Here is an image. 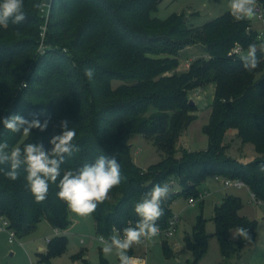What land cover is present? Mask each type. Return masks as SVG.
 I'll use <instances>...</instances> for the list:
<instances>
[{
	"label": "trees",
	"instance_id": "16d2710c",
	"mask_svg": "<svg viewBox=\"0 0 264 264\" xmlns=\"http://www.w3.org/2000/svg\"><path fill=\"white\" fill-rule=\"evenodd\" d=\"M46 1L24 0L26 19L0 27V119L19 114L27 120L47 119L48 127L26 136L0 123V142L6 141L9 150L34 143L50 151V139L62 132L60 122L66 120L76 131L73 143L80 150L65 156L60 176L49 182L42 202L27 187L23 166L15 181L0 171V219H8L18 237L43 220L55 229H68L70 208L57 197L59 181L65 172H75L101 155L115 158L122 175L121 184L92 213L99 234L107 239L116 229L123 234L124 228L135 226L140 218L134 206L156 184L170 188L156 222L160 230L169 226L173 203L182 196L197 198L210 176L241 179L264 202V41L251 20H236L230 10L200 27L183 13L161 20L153 12L162 0H50L47 17L41 13ZM259 1L264 8V0ZM250 44L257 46L259 60L253 71L234 52L241 46L246 54ZM192 45L207 56L180 70V52ZM87 68L94 70L92 80L84 74ZM115 81L121 84L114 87ZM210 83L216 91L210 121L203 127L209 146L178 148L198 118L191 94ZM229 132L236 133L234 142L242 149L253 144L258 156L245 162L230 154ZM135 134L155 144L162 156L158 163L147 169L136 165L129 143ZM0 169L7 171L10 165L0 164ZM171 183L179 190L171 189ZM242 206L240 197L228 195L215 208V235L226 259L257 237L258 223L240 215ZM204 225L201 218L189 240L196 261L208 250ZM238 227L248 229L251 242L239 237L233 241L230 231ZM66 246V236L58 235L48 255L40 254L41 261L63 253Z\"/></svg>",
	"mask_w": 264,
	"mask_h": 264
},
{
	"label": "rangeland",
	"instance_id": "374dc122",
	"mask_svg": "<svg viewBox=\"0 0 264 264\" xmlns=\"http://www.w3.org/2000/svg\"><path fill=\"white\" fill-rule=\"evenodd\" d=\"M49 10L48 5L47 13ZM228 10H230V0H162L153 15L161 20H166L174 14L183 13L190 24L200 27ZM250 20L252 26L261 36L264 32V24L256 16ZM198 52L199 55L205 54L201 48ZM190 54L194 53L182 57L180 55V70L187 69L191 64L192 61L188 59ZM120 84V82L115 81L114 87ZM191 98L198 105L196 112L198 118L180 138L178 148L207 149L209 138L204 133L203 127L210 121L211 107L209 105L213 101L214 95L209 97L203 93V90L198 89L192 92ZM232 133L229 132L226 137V142L233 144L229 153L235 157L242 156L241 158L245 162L253 160L255 154L257 155L254 145L246 144L242 149L239 147L240 143L234 142L235 136ZM129 143L134 162L142 169H147L162 159L161 152L158 151L155 144L141 134L133 135ZM243 150L244 154L242 153ZM170 187L173 190L174 188L179 190L176 183H171ZM240 193L242 195H238ZM231 194L240 197L242 200L243 206L239 211L240 215L256 220L258 228L257 237L253 242L246 244L239 253L226 259L221 253L220 243L215 235L216 225L213 216L216 206L222 202L223 198ZM196 199V203L191 205L188 198L179 197L172 205L173 214L180 217L176 233L167 237L165 232L161 231L157 236L147 239L144 243L133 244L130 248L132 250L131 257L141 259V264H264L263 201L256 200L246 187L226 186L224 178L217 179L216 176L208 177L200 186V194ZM201 218L205 222V231L208 235V250L200 260L196 261L194 252L189 246V240H193L194 226ZM70 219L69 228L65 231L60 230V234L67 238L66 249L63 253L50 257L49 261H41L40 254L48 255L49 249L58 234L47 220L41 221L34 231L23 237H18L11 244L9 243V233L0 231L4 232L5 235L4 238L0 239V264H103L104 262L120 264L115 249L111 254H105L102 251L104 244L100 237L104 236L99 234L92 214L80 216L70 209ZM3 222L2 220L1 224ZM236 229L232 228L230 231V236L234 242L238 241V237L233 238L232 234ZM105 238L107 240V237ZM80 253H84V255L76 256Z\"/></svg>",
	"mask_w": 264,
	"mask_h": 264
},
{
	"label": "clouds",
	"instance_id": "9594fccd",
	"mask_svg": "<svg viewBox=\"0 0 264 264\" xmlns=\"http://www.w3.org/2000/svg\"><path fill=\"white\" fill-rule=\"evenodd\" d=\"M257 0H230L231 15L236 20L252 19L256 15ZM34 7H41L35 4ZM26 19L24 0H0V27H7L9 21L14 24L22 23ZM243 67L253 71L259 66L257 46L250 44L247 53L240 55ZM85 76L92 80L94 70L85 69ZM48 120L41 122L38 118L27 120L16 114L0 119L3 127L10 132L28 136L32 129L41 132L48 127ZM62 132L53 135L49 143L51 150L46 151L42 144L27 143L23 148L15 147L9 150V144L0 142V164H9L10 169L4 171L7 179L15 181L19 178L18 169L22 166L27 172V187L34 195L36 201L42 202L47 198L49 182H55L60 176V167L65 156L80 149L73 143L76 137L74 128L69 127V122H60ZM264 170V167H262ZM122 175L120 165L115 158L108 159L99 156L94 163L85 164L77 171H67L59 181L57 197L66 202L72 212L80 216H89L95 212L98 204L108 199L110 190L120 185ZM170 192L168 184H156L134 206V211L140 218L135 226L123 229V237L112 235L105 240L102 251L111 254L113 250L119 257L120 264H141L136 257L127 254L133 244H139L142 238L152 239L159 234L157 220L163 215L162 203ZM233 238H243L251 242L248 229L238 227L232 232Z\"/></svg>",
	"mask_w": 264,
	"mask_h": 264
},
{
	"label": "built area",
	"instance_id": "2783aa9c",
	"mask_svg": "<svg viewBox=\"0 0 264 264\" xmlns=\"http://www.w3.org/2000/svg\"><path fill=\"white\" fill-rule=\"evenodd\" d=\"M48 5H49V7L51 6V4L48 1H46L43 3L42 8H41V13L43 15H46L47 17L49 16V14H48L49 12L47 13V6ZM255 16L257 17V19L260 22H262L264 24V8L262 6V3L259 0H257L256 15ZM46 29H47L46 27L43 28V32H42L43 37L45 36ZM249 30H250V28H249ZM259 39L264 41V32L261 36L259 35ZM41 48H43V45H41ZM234 52L237 53V55H244L245 54L244 49L241 46H237L235 48ZM198 57H200V56H194L191 59V61L195 60ZM216 178L220 179V176H216ZM224 182H225L226 186H235L238 188L247 187L246 183L241 179L224 178ZM201 196H202V194H201ZM253 196L255 197L254 194H253ZM188 201H189V204L194 205L196 203L197 199L196 198H190ZM2 220L4 222L1 224ZM179 220H180L179 215L173 214V216L171 217V219L169 221L168 228L165 230H160L159 232L164 231L167 237L173 236L178 229ZM0 231H7L9 233V242L10 243H13L18 238L16 231L11 227L9 220L6 218L0 219ZM56 232L59 235L58 229L56 230ZM115 235L123 237V234H121L120 231H118L117 229L115 230ZM105 240H106V238H105ZM146 240H147V238H142L140 243H144V242H146Z\"/></svg>",
	"mask_w": 264,
	"mask_h": 264
},
{
	"label": "crops",
	"instance_id": "0c3cea01",
	"mask_svg": "<svg viewBox=\"0 0 264 264\" xmlns=\"http://www.w3.org/2000/svg\"><path fill=\"white\" fill-rule=\"evenodd\" d=\"M229 11V10H228ZM252 29H254L255 30V28L252 26ZM256 31V30H255ZM199 48H201L199 45H192V46H188V48H186V49H184L183 51H182V53H180V55H181V57L182 56H185V55H188L189 53H194V54H190V56H189V58L188 59H192L194 56H207V54H206V52H205V54H203V53H201V55H199L200 53L198 52V50H199ZM195 51V52H194ZM201 51H202V49H201ZM204 52V51H203ZM185 53V54H184ZM201 90H203V93L205 94V95H208L209 97H211V96H213L214 95V97H215V91H216V84L215 83H210V84H208V85H206L205 87H203V88H200ZM214 100V99H213ZM213 102V101H212ZM212 102L210 103V105L209 106H211V104H212ZM236 133H234L233 135H235ZM245 153V152H244ZM257 153V152H256ZM258 156V153H257V155L255 154V156H254V158H256ZM247 188V190L250 192V193H252V191L249 189V187H246ZM231 195H233V194H231ZM238 195H242L241 193L240 194H238ZM252 195H253V193H252ZM224 199V198H223ZM221 203V202H220ZM219 203V204H220ZM218 204V205H219ZM57 230V229H56ZM59 235H61L60 234V230H59ZM5 237V235H4V232H0V239H2V238H4ZM10 243V242H9ZM11 244V243H10ZM41 250H43V249H41ZM12 255H14V253H12ZM140 260V262H141V259H139Z\"/></svg>",
	"mask_w": 264,
	"mask_h": 264
},
{
	"label": "water",
	"instance_id": "95a60500",
	"mask_svg": "<svg viewBox=\"0 0 264 264\" xmlns=\"http://www.w3.org/2000/svg\"><path fill=\"white\" fill-rule=\"evenodd\" d=\"M195 103H196V102H195L194 100H191V101H190V104H191V105H194Z\"/></svg>",
	"mask_w": 264,
	"mask_h": 264
}]
</instances>
